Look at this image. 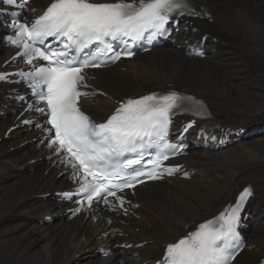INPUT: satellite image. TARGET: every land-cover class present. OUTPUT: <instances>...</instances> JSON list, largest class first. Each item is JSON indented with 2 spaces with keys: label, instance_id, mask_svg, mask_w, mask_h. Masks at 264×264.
Listing matches in <instances>:
<instances>
[{
  "label": "bare ground",
  "instance_id": "bare-ground-1",
  "mask_svg": "<svg viewBox=\"0 0 264 264\" xmlns=\"http://www.w3.org/2000/svg\"><path fill=\"white\" fill-rule=\"evenodd\" d=\"M191 1L207 9L211 17L202 13L183 24L185 30L177 42L166 49L95 72L97 85L108 96L87 105L94 118H105L123 97L159 88L181 89L204 99L213 118L203 121L200 128L214 134L250 132L249 127L264 121V0ZM48 2L37 0L34 7ZM206 35L209 58L187 56L185 42L195 43ZM10 55L0 36V65ZM9 101L0 86V111L6 110ZM13 120L0 118V264H64L97 246V236L105 230L82 219L58 220L51 226L39 223L40 217L58 213L56 203L44 195L59 189L64 179H58L45 161L31 163L44 157L42 147L32 143L20 147L36 137L34 132L19 129L8 139L4 137ZM178 163H185L195 176L190 181L175 180L173 185L152 186L143 194V218L134 222L140 232H133L127 240L135 245L149 242L131 251L138 256L121 254L110 244V256L83 264L152 262L161 256L164 245L221 211L247 184L254 189L248 205L252 220L247 237L255 250H244L234 264H257L264 253V133L217 152H194ZM13 171L14 178L6 176ZM8 216L19 218L11 225L5 221Z\"/></svg>",
  "mask_w": 264,
  "mask_h": 264
},
{
  "label": "snow or ice",
  "instance_id": "snow-or-ice-1",
  "mask_svg": "<svg viewBox=\"0 0 264 264\" xmlns=\"http://www.w3.org/2000/svg\"><path fill=\"white\" fill-rule=\"evenodd\" d=\"M4 2L24 9L29 0ZM186 15H198L190 0H51L30 25H16L9 43L21 50L17 55L24 56L29 65L36 60L46 62L33 65L31 73H19L35 97L28 109L47 116L50 131L54 130L49 147L57 146V155L65 153L73 178L80 181L76 194L83 195L89 207L94 200L111 205L108 197L122 207L125 200L118 193L144 183L140 177L156 180L165 172L171 175L174 169L161 167L177 147L168 140L172 119L184 112L201 116L204 106L176 92L153 93L121 102L106 122L97 123L78 107L79 97L93 94L83 90L87 88L84 70L133 56L129 42L146 34L149 39L170 34L166 25ZM49 37L56 47L45 43ZM114 42L123 43L125 49L116 51ZM9 75L0 73V81H7ZM145 156L153 157L148 161L150 169L142 163ZM251 194L245 188L234 204L168 244L163 264H230L241 247L238 227Z\"/></svg>",
  "mask_w": 264,
  "mask_h": 264
},
{
  "label": "rangeland",
  "instance_id": "rangeland-1",
  "mask_svg": "<svg viewBox=\"0 0 264 264\" xmlns=\"http://www.w3.org/2000/svg\"><path fill=\"white\" fill-rule=\"evenodd\" d=\"M262 102V106H263V104H264V101L262 100L261 101ZM262 114V113H261ZM221 118H224V120H226L227 118L226 117H222V116H220ZM259 127L260 129H263L264 127V121L261 123V122H257L256 124H255V126H253V128L254 127ZM252 127H249V130L251 129ZM9 174V175H8ZM8 174H6V176H8V177H10V178H14L15 177V174H16V171H13V173H8ZM22 189H24V186H22ZM17 218H19L18 216H8V217H6L5 218V221H6V223H9V224H15L16 222H17ZM91 250H93V248L91 249ZM89 259H93V261L94 262H99L98 261V259L100 260V255L96 252V251H94L93 253H91V257L88 255V256H85V255H80V256H77V257H75L73 260H71V261H68V262H66V263H64V264H83V263H85V262H87ZM258 259V258H257ZM96 260V261H95ZM55 264H59V262H56ZM240 264V263H239Z\"/></svg>",
  "mask_w": 264,
  "mask_h": 264
}]
</instances>
